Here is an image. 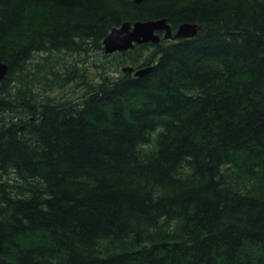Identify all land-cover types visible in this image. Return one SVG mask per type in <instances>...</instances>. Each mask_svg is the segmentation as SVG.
I'll list each match as a JSON object with an SVG mask.
<instances>
[{
	"label": "trees",
	"instance_id": "16d2710c",
	"mask_svg": "<svg viewBox=\"0 0 264 264\" xmlns=\"http://www.w3.org/2000/svg\"><path fill=\"white\" fill-rule=\"evenodd\" d=\"M0 60V264H264V0H0Z\"/></svg>",
	"mask_w": 264,
	"mask_h": 264
},
{
	"label": "water",
	"instance_id": "95a60500",
	"mask_svg": "<svg viewBox=\"0 0 264 264\" xmlns=\"http://www.w3.org/2000/svg\"><path fill=\"white\" fill-rule=\"evenodd\" d=\"M142 1L143 0H135L137 4H140ZM198 31L199 26L196 23L185 22L174 32L166 18L145 21L138 20L134 23L126 21L120 27L113 28L105 37L103 41L104 51L106 54H112L132 49L136 44H157L163 39L176 40L192 38L197 35ZM160 32H162V35ZM8 69V65L0 60V86ZM150 70L151 66H145L137 70H135L133 66H125L122 68V71L134 72L136 76L144 75Z\"/></svg>",
	"mask_w": 264,
	"mask_h": 264
},
{
	"label": "rangeland",
	"instance_id": "374dc122",
	"mask_svg": "<svg viewBox=\"0 0 264 264\" xmlns=\"http://www.w3.org/2000/svg\"><path fill=\"white\" fill-rule=\"evenodd\" d=\"M101 56H102L103 59H107V58H105L103 55H101ZM88 60H89V58H88ZM90 60H91V61H90ZM90 60H89L90 63L93 62V61H92V60H93L92 58H91ZM56 94H57V91H53V92L51 93V95H53V96L56 95Z\"/></svg>",
	"mask_w": 264,
	"mask_h": 264
}]
</instances>
